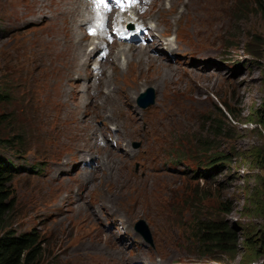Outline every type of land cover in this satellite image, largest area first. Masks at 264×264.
I'll return each instance as SVG.
<instances>
[{
    "label": "rangeland",
    "instance_id": "1",
    "mask_svg": "<svg viewBox=\"0 0 264 264\" xmlns=\"http://www.w3.org/2000/svg\"><path fill=\"white\" fill-rule=\"evenodd\" d=\"M208 1L203 7L199 0H153L145 15L183 13L177 31L181 42L176 43L216 59V66L176 69L160 51L148 49L126 51L128 56L117 59L122 48L114 47L103 84L115 86L121 101L118 112L130 118L128 103L152 115L136 125L138 133L131 128L125 134L120 131V140L110 127L104 137L112 141L111 157L102 150L101 158L90 165L94 171L80 175L75 149L85 145L81 131H76L85 125L81 117L87 112L92 120L105 123L110 115L99 111L106 105H99L100 99L90 104L86 98L70 97L79 84L74 78L86 77V57L77 43L87 39H82V30L74 39L53 16L61 10L59 0H0V97L11 100L0 102L1 136L9 140L23 129L27 145L0 147V157L16 169L4 185L16 207L8 220L0 219V234L10 229L37 233L43 250L37 264H129L132 256L138 259V252L145 258L131 264H264V123L257 113L264 104V0ZM51 15L49 24L45 19ZM8 18L13 27L5 26ZM163 28L157 26L155 33H168ZM64 37L62 46L54 42ZM247 49L253 52L247 54ZM148 56L165 68L139 72ZM49 58L52 70L42 66L50 64ZM105 87L100 86V94ZM217 98L238 120L229 121L235 126L228 128L227 137L211 139L215 147L209 152L226 155L224 164L213 167L204 164L209 154L199 150L197 142L207 137L200 115L219 105ZM139 101L153 105L141 109ZM119 125L125 128L122 121ZM140 133L143 139L155 137L154 148L140 140ZM53 160L62 169L54 166L50 172ZM107 160L114 162V170ZM161 162L173 169L163 172ZM45 172H50L49 180ZM128 175L136 181L129 182ZM204 218L225 221L236 238L233 257L201 253L196 222ZM134 225L148 231L153 248Z\"/></svg>",
    "mask_w": 264,
    "mask_h": 264
},
{
    "label": "trees",
    "instance_id": "2",
    "mask_svg": "<svg viewBox=\"0 0 264 264\" xmlns=\"http://www.w3.org/2000/svg\"><path fill=\"white\" fill-rule=\"evenodd\" d=\"M253 6L256 7L255 2ZM245 52L250 54L253 51L247 49ZM0 102L11 103V100L7 96H2L0 97ZM218 104L219 105H213L211 110L200 115L202 123L201 129L207 137L197 142V146L200 147L199 150H204L205 153L209 154L207 157L208 163L204 164L213 167L218 166V164H224L226 155L222 153H216L214 155L209 152V150L215 147L212 142H210L211 139H219L222 136L227 137L226 133L228 132V128H234L235 125H232V123H237L238 120L236 113L226 102L218 99ZM257 113L259 119L264 123V104H262ZM1 119L0 116V122ZM2 132L3 130L0 128V147L8 146L10 149H12V145H16L21 149L27 147L24 138L26 133L23 129L17 134V137L11 135L12 137L9 140L1 136ZM209 161L211 163H209ZM9 169V162L3 158L0 159V219L3 220H8L10 214L14 212V207H16L15 203L10 198L11 194L6 192L4 188V185L11 179ZM194 196H196L195 193ZM206 198L207 197L204 199ZM221 212L224 214L229 213V211ZM204 213L205 212H203V214ZM229 229L225 221L222 220L214 221L204 218L203 221L196 222V240L201 253H210L211 255L221 253L233 257L237 247L235 245L236 238ZM39 242L40 238L37 233H16L11 229L3 231L0 234V264H37L43 251L40 248Z\"/></svg>",
    "mask_w": 264,
    "mask_h": 264
},
{
    "label": "bare ground",
    "instance_id": "3",
    "mask_svg": "<svg viewBox=\"0 0 264 264\" xmlns=\"http://www.w3.org/2000/svg\"><path fill=\"white\" fill-rule=\"evenodd\" d=\"M59 2L60 3H62V7H61V10H60V12L57 14V11L55 12V14H53V16H58V18L60 19V21L62 22V26L63 27H66L67 28V30L70 32V34H71V36L75 39V35H76V33H77V30H79V27H80V25L81 24H86V23H88L89 21L86 19V18H83L84 17V13H89V10H88V8H87V5H85V10H83V13H82V15H77L76 16V12H77V8H76V6H75V0H59ZM210 2H212V1H208V0H199V3L204 7V6H206V5H208V4H210ZM41 3V2H40ZM50 3V2H49ZM89 4L90 5H92L93 7H94V9L95 10H102V9H104V7L103 6H100L99 5V1H97V0H93V1H90L89 2ZM38 5V4H37ZM41 5V4H40ZM50 8V7H49ZM40 9V8H39ZM41 9H42V7H41ZM46 10H49V9H47V8H45ZM34 11V10H33ZM38 11V10H37ZM50 11V10H49ZM35 12V11H34ZM141 12H143L142 11V8H140V7H137L136 8V10H135V16L137 17V18H139V19H141V20H143V21H146V18L144 17V16H142V15H140V13ZM186 12V11H185ZM39 13V12H38ZM51 13H52V11H51ZM50 14V13H49ZM48 14V15H49ZM175 14H177V12L176 13H174L173 15H175ZM39 16L41 15V14H38ZM36 16V15H35ZM45 16V15H44ZM52 15H51V18L49 19L48 17V19H45V21H47L49 24H51L52 22H53V17ZM32 17V16H31ZM106 17L108 18L109 17V15H106ZM112 17V16H111ZM193 17V16H192ZM26 18V17H25ZM33 18H34V16H33ZM32 18V19H33ZM37 18V17H36ZM182 18H184V14L183 13H181V19ZM74 19H76L77 20V26H73V22H74ZM114 19V18H113ZM34 20V19H33ZM36 20V19H35ZM38 20V19H37ZM39 21V20H38ZM41 21V20H40ZM180 21L181 20H179V21H177V23H179V28H180V26H181V24H182V22L180 23ZM7 22H8V24H6L5 26H9V25H12L10 22H11V18H8L7 19ZM5 23H6V20H5ZM4 23V24H5ZM20 23V22H19ZM36 23V22H35ZM56 23V22H55ZM39 24V23H38ZM59 24V23H58ZM113 24H114V21H113ZM200 24V23H199ZM54 25V24H53ZM183 25V24H182ZM17 26H18V24H17ZM20 26V25H19ZM12 27H13V25H12ZM57 27H59V26H57ZM19 28V27H18ZM52 28V27H51ZM115 28L116 29H118V30H121L120 28H118L116 25H115ZM201 29V28H200ZM212 30V29H211ZM130 30H124L123 32L126 34V33H128ZM109 32H110V34L111 35H115V29L114 28H110V30H109ZM5 33H6V31H5ZM210 33V32H209ZM59 35H61V34H59ZM59 35H57V36H59ZM2 36H4V35H2ZM55 37V36H54ZM53 37V38H54ZM63 37V36H62ZM52 38V39H53ZM87 39L85 42H83L82 40H80L77 44V47L79 48V49H82L83 50V54H84V56L86 57L85 58V63H84V67H85V74H86V77L85 78H83V79H80V78H74V80H76V82H79L80 83V85H77L76 87H77V91H75V90H72L71 91V94H70V97L71 98H77L78 97V99L79 98H86L87 100H88V102L90 103V104H92L93 103V101H94V99L95 100H99L100 99V103H98L99 105H102L104 102H105V106L104 107H101L100 109H99V111L101 112V113H103V114H106L107 113V111L110 113V115L112 116V117H115V116H117V115H119L120 114V119L119 120H117V119H110L111 117H110V115L109 116H107L103 121L105 122V123H107L109 126H113L114 127V131L113 132H117V130H118V128H119V123L122 121L123 123H124V126H125V129L127 130L128 128H131V129H133L135 132H137L138 133V130H136V125H132L131 123L130 124H127L126 125V123L128 122L127 121V116L125 115H123V114H121V112H118V107L121 105V101H120V99H119V97H117V96H115V94H114V92H116L115 91V86H112V89L109 87V88H106L104 85H106L105 83L103 84V81H104V78H103V73H104V67L106 66V65H111L112 63H113V60L114 59H112L111 58V53H112V51L114 50V47H116V45H117V47H120V48H122V49H120V52H121V54H118V56H117V59H118V57L119 56H122V58L124 59L125 58V55H127L128 56V54H129V52H128V54H127V52L126 51H131V50H146V48H138V47H136L135 45H133V44H131V43H119V44H111V46H107V48H108V50H109V54H107L106 55V57L104 58V60H101L100 62H98L97 63V66H98V73L96 74V75H101L102 77H101V79L100 80H98V82L97 83H92V80H91V78H90V74H87V72H86V70H89L90 71V73H93V69H91L90 67H91V63L94 61V54L95 53H98L99 52V46H96V44H95V41L96 40H98V39H105L106 38V36H105V32H103L102 34H100L99 36H97L95 39H92V38H89V37H83L82 36V39ZM66 39H65V37L64 38H60V39H56V41H54V42H57V43H59V45L60 46H62L63 44H64V41H65ZM73 42V41H72ZM84 44H83V43ZM70 43V42H69ZM162 43L161 42H159V40L155 37L154 38V40H153V42H152V44L149 46L153 51H157V52H161L162 53V56H164V57H166L165 59H166V62H167V64L168 65H170V67H172V68H174V66H172L171 65V63L169 62V60H168V56L169 55H171V54H173V56H176V54H174V52H173V50L170 48V46H169V44H165V49H163L162 48ZM88 47H90V50H88ZM141 50V51H142ZM68 51V50H67ZM141 51H139V52H141ZM148 51V50H147ZM119 52V53H120ZM132 53V52H131ZM115 54V53H114ZM65 55V54H64ZM69 55V54H68ZM151 56V55H150ZM150 56H148V59H147V62H145L141 67H140V69H139V72L142 70V69H144V68H146L145 70H146V72H150V71H153V72H155L156 70L158 71V70H162V69H164L165 67L164 66H161V65H159L158 64V61H157V59H154V58H151ZM42 57V56H41ZM62 57V56H61ZM48 58V57H47ZM46 59V58H45ZM78 59V58H77ZM49 60H50V58H49ZM168 60V61H167ZM56 62V61H55ZM75 62V61H74ZM45 63H46V60H45ZM78 63V62H77ZM128 63V62H127ZM165 63V62H164ZM50 65H51V60H50V64L49 65H47L46 66V64L44 65H42V66H44V67H46V68H48L49 69V67H50ZM67 65V64H66ZM74 65V64H73ZM76 65V64H75ZM166 65V64H165ZM66 67V66H65ZM75 67V66H74ZM167 67H169V66H167ZM169 67V68H170ZM49 70H52V69H49ZM75 70H76V68H75ZM99 70H101L100 72H99ZM166 70L168 71L169 69H167L166 68ZM166 70H164V71H166ZM66 71V70H65ZM168 72H170V71H168ZM89 73V72H88ZM75 74H77V73H74V75ZM84 75V74H83ZM85 76V75H84ZM32 77V76H31ZM71 77V76H70ZM73 78V77H72ZM50 79H51V77H48L47 78V81H50ZM53 80V79H52ZM172 80V79H171ZM144 81V80H143ZM171 82V81H170ZM153 84V83H152ZM100 86H102V87H105V91L102 93V94H100V92L94 97L93 96V90H95L96 88H99ZM109 86V85H108ZM81 87V89L79 90V88ZM117 87V86H116ZM104 90V89H103ZM50 91V90H49ZM48 92V91H47ZM51 92V91H50ZM64 93V92H63ZM65 93H67V91L65 92ZM64 93V94H65ZM122 93V92H121ZM136 93V92H135ZM134 93V94H135ZM63 95V94H62ZM65 96V95H64ZM147 98V96H145L142 100L144 101L145 99ZM67 99V98H66ZM68 101V100H67ZM66 101V102H67ZM72 102V101H71ZM85 103V102H84ZM97 103V102H96ZM87 104V103H86ZM83 106H84V108H85V105L83 104ZM126 106H128L130 109H131V111H132V113L137 117V113H136V111H134L135 110V108H134V106H132V105H130V104H128L127 103V105ZM85 112V111H84ZM127 112H128V110H127ZM83 116H90L88 119H91V115H90V113H87V112H85L84 113V115ZM139 116V115H138ZM76 117L77 118H79V116L78 115H76ZM110 117V118H109ZM92 120V119H91ZM99 123H101V119H100V121H99ZM105 123H101V124H105ZM77 130H80L81 132L79 133V136H80V138L82 139V140H84V142H85V145L84 144H82L81 143V145L79 146V148H76L75 149V151H76V160H81V161H85V160H87V159H89V163H90V165L92 166V164H93V162L95 161V156H94V154L93 153H96V152H99L98 151V149L96 148V147H94V141H95V138H93V140L90 138V136L89 135H91L92 134V132L93 133H98L100 130H101V126L98 124L97 125V122L95 121V120H92V122H91V124H89V127H88V123L86 122V120H85V125H80V126H78L77 128H76V131ZM133 131V132H134ZM130 132V131H129ZM132 132V133H133ZM76 133V132H75ZM77 137V136H76ZM149 141H150V145H152L153 143H155L156 142V139H155V137L154 136H151L150 137V139H149ZM107 142L105 141L103 144H106ZM102 150H106V151H104V154L105 155H108V157H111V153H109L111 150H109L108 148H103V149H101V151ZM100 151V152H101ZM112 160L113 161H116V160H118V159H116V158H114V157H112ZM108 161V160H107ZM114 163V162H113ZM113 163L111 164L109 161H108V166L110 165V167L109 168H112L113 170L115 169V166L113 165ZM87 165V164H86ZM91 166H90V168H91ZM109 170V169H108ZM94 171V170H93ZM93 171H91V172H93ZM107 171V170H106ZM167 171H169V170H167ZM56 172H58L57 170H56ZM59 173V172H58ZM84 179L85 180H87V178L84 176ZM83 179V180H84ZM127 179L129 180V182L130 181H136V177H130V175H128L127 176ZM133 179H135V180H133ZM132 182V183H133ZM88 183H89V181H88ZM115 185H116V183H114ZM94 211V210H93ZM104 212V211H103ZM111 212V211H110ZM115 212V211H114ZM105 213V212H104ZM113 214V213H112ZM112 253H115V251H113ZM119 253V252H118ZM139 254V255H138ZM138 259H135L136 261H138V260H141L142 259V255H141V253L140 252H138ZM133 260V259H132ZM132 263V261L130 260L129 261V264H131ZM125 264V263H124Z\"/></svg>",
    "mask_w": 264,
    "mask_h": 264
},
{
    "label": "water",
    "instance_id": "4",
    "mask_svg": "<svg viewBox=\"0 0 264 264\" xmlns=\"http://www.w3.org/2000/svg\"><path fill=\"white\" fill-rule=\"evenodd\" d=\"M149 91L151 92V90H149ZM149 104H151V103H148V105ZM145 106H147V105H145ZM141 223L144 224L143 221H141ZM135 229L138 230V232H140L147 241L151 242L150 235H149L148 231H146V229H140L137 225H135Z\"/></svg>",
    "mask_w": 264,
    "mask_h": 264
}]
</instances>
